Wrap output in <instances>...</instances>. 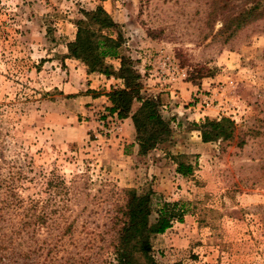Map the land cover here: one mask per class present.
I'll list each match as a JSON object with an SVG mask.
<instances>
[{
    "label": "rangeland",
    "instance_id": "obj_1",
    "mask_svg": "<svg viewBox=\"0 0 264 264\" xmlns=\"http://www.w3.org/2000/svg\"><path fill=\"white\" fill-rule=\"evenodd\" d=\"M251 1L0 0V180L13 174L24 207L47 213L44 227L22 231L19 217L0 212V241L17 232L7 264H114L125 190L152 193V224L164 204L183 205L184 218L152 237L159 264H264V0L262 14L238 27ZM99 5L119 25L142 94L160 101L173 132L141 155L135 130L128 146L138 145L137 158L116 156L125 169L110 163L105 144L126 138L128 127L109 107L95 120L77 115L90 106L73 91L84 93L75 75L84 64L66 58L78 21ZM164 62L186 77L165 80ZM120 63L107 60L116 72ZM180 82L198 87L183 105L192 114L164 115L179 105L163 95L173 102ZM209 108L213 120L235 123V140L203 142L209 117L191 115Z\"/></svg>",
    "mask_w": 264,
    "mask_h": 264
},
{
    "label": "trees",
    "instance_id": "obj_2",
    "mask_svg": "<svg viewBox=\"0 0 264 264\" xmlns=\"http://www.w3.org/2000/svg\"><path fill=\"white\" fill-rule=\"evenodd\" d=\"M106 1V0H102ZM263 0H252L251 8L247 6L242 10L238 27L248 23L254 15H260ZM263 12V10H262ZM85 19L77 23V34L73 42L67 44L66 58L81 61L88 69V73L103 74L106 77H114L123 81V88H112L107 93L111 103L109 113L116 115L120 120L131 118L136 130V141L140 147V154L147 155L158 146L170 141L172 127L170 122L160 111V101L142 94L141 74L136 70L134 61L123 52L124 39L118 32L119 25L113 17L101 5L95 10L84 12ZM111 32H116L114 37ZM120 60V68L116 72L107 64V60ZM135 103L139 104L136 111ZM202 140L205 143L216 140H235L236 126L230 119L222 118L220 121L207 118L200 126ZM244 142H241V145ZM179 172L184 175L191 173V167L179 163ZM20 172L17 181L22 177ZM15 176L7 180H0V189L5 188V198L2 200L0 212L3 215L12 214L19 217L22 223V231L30 227L31 222L44 227L47 222V213L34 212V206L25 208L23 199L19 197L20 184H15ZM6 184V186H5ZM8 184V185H7ZM127 202L122 210L123 224L118 231L117 243L114 246V264H159L153 257L152 237L164 234L174 220L181 221L185 210L180 203H166L157 211L158 218L155 223L150 222L153 212L152 193L139 194L135 190H125ZM34 219L33 221H31ZM21 224V223H20ZM17 232L4 234L0 241V264H7L14 258L10 256L13 251ZM9 240L7 241V238ZM6 239V240H5ZM11 251V252H9ZM30 252H27L29 255ZM181 264V263H174Z\"/></svg>",
    "mask_w": 264,
    "mask_h": 264
},
{
    "label": "crops",
    "instance_id": "obj_3",
    "mask_svg": "<svg viewBox=\"0 0 264 264\" xmlns=\"http://www.w3.org/2000/svg\"><path fill=\"white\" fill-rule=\"evenodd\" d=\"M78 63V62H77ZM79 64V63H78ZM79 71V72H78ZM77 73H82L81 75H78ZM75 75H78L80 77V82L78 86L81 88L82 93L79 95V90H73L76 92L75 95H78L76 97L78 102H83L84 105H90L87 107H80L77 110V115L79 114H86L88 117H91L95 120L96 115H104V111L111 106V103L107 97V93L112 89V88H117V84H119V80L112 78V77H106L103 74H98V73H88V69L85 65H82L79 70H75ZM84 75V76H83ZM82 76V77H81ZM83 77H84V82H83ZM68 86V85H67ZM178 89V92L176 93V97H174V101H171L170 94L163 95L166 97L167 101L169 103H172V106L179 105V106H174V110H171L169 113L164 112V115H178L182 114L185 116L192 114L193 108L188 107L184 108L183 105L186 104V101H188L192 96H194L196 90L198 89L197 86H195L192 83L188 82H180L176 85L175 87ZM169 89H166L168 91ZM71 92V93H74ZM174 92V90H173ZM172 92V94H174ZM139 106L134 105L133 110L136 111ZM195 114L191 115L193 116L194 119H196V122H198L200 119L204 120L205 117H209L210 119L216 117V111L212 108L206 109L202 111V113L199 112L198 109H194ZM108 113V112H107ZM77 117V116H76ZM98 117V116H97ZM165 117V116H164ZM166 118V117H165ZM181 119V118H180ZM192 118L188 117L186 120H190ZM90 121L87 122V124L91 125V128L94 127H101L99 122L96 121ZM178 120V119H177ZM123 122V126H127V135L126 138L120 137V139H112L107 141L105 144L107 146V150H105V155L106 158L107 156L110 158V163L113 165H118L121 168L127 167L126 162L124 164L120 161H116V156L119 154L125 155L128 161H131L132 159L137 158V148L139 149L138 145H134V147L130 148L128 146L131 142V137L135 133V128L132 123V119H126V120H121V123ZM79 123V121H78ZM90 128V129H91ZM130 149V150H128ZM125 161V160H123ZM120 171V169H119Z\"/></svg>",
    "mask_w": 264,
    "mask_h": 264
},
{
    "label": "built area",
    "instance_id": "obj_4",
    "mask_svg": "<svg viewBox=\"0 0 264 264\" xmlns=\"http://www.w3.org/2000/svg\"><path fill=\"white\" fill-rule=\"evenodd\" d=\"M162 71L167 76L165 80L176 81L183 77H186V73L183 70H179L176 66L171 62H164L162 64Z\"/></svg>",
    "mask_w": 264,
    "mask_h": 264
}]
</instances>
